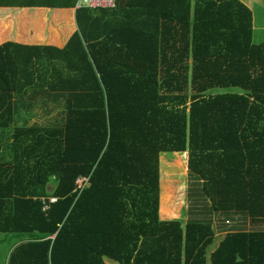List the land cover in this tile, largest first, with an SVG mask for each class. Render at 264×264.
Returning a JSON list of instances; mask_svg holds the SVG:
<instances>
[{"label":"trees","instance_id":"1","mask_svg":"<svg viewBox=\"0 0 264 264\" xmlns=\"http://www.w3.org/2000/svg\"><path fill=\"white\" fill-rule=\"evenodd\" d=\"M78 2L0 0V36L5 9ZM76 20L63 49L0 44V233L29 236L7 264H264V229L211 252L210 223L159 218L160 156L188 152L214 211L264 223V38L250 8L117 0ZM230 87L244 92L208 93ZM33 106L43 121L19 126Z\"/></svg>","mask_w":264,"mask_h":264},{"label":"crops","instance_id":"2","mask_svg":"<svg viewBox=\"0 0 264 264\" xmlns=\"http://www.w3.org/2000/svg\"><path fill=\"white\" fill-rule=\"evenodd\" d=\"M79 1V0H78ZM249 7V6H248ZM253 14V31L255 29V14L254 10L249 7ZM29 9L35 10L33 13ZM77 7L74 8H52L56 14H50V8H23L5 9L9 19L4 18L3 35L0 36V44L3 41L10 40L16 43L29 46H51L58 49H63L75 32L78 31L76 20ZM92 16H103L101 10H93ZM8 25H14V32L8 30ZM41 111L33 106L23 109L18 107L15 120L19 126L24 124L25 119L28 125L42 121ZM184 153H163L160 156V204L159 218L162 221H180L183 226L188 221H197L210 223L215 231V245L211 252L217 248L219 243L228 233L233 232H250L264 229V223L251 221L246 213L243 212H216L214 211L211 202L203 192V184L196 177H191V185L187 186V192H184V209L178 201H173L169 206L163 201L162 183L164 180L162 171V156L178 157ZM168 157V158H169ZM167 158V157H165ZM187 158V157H186ZM189 159V158H188ZM180 164V163H179ZM173 168L175 165L172 163ZM188 163H186V171L188 172ZM167 176V173L164 174ZM169 186L174 189L176 181L168 180ZM180 191V188H179ZM172 201V200H171ZM184 212L183 216L182 213ZM219 240H218V239ZM218 240V241H217ZM106 264H118L110 259H105ZM210 264V263H209Z\"/></svg>","mask_w":264,"mask_h":264},{"label":"rangeland","instance_id":"3","mask_svg":"<svg viewBox=\"0 0 264 264\" xmlns=\"http://www.w3.org/2000/svg\"><path fill=\"white\" fill-rule=\"evenodd\" d=\"M247 6L251 7L254 10V14L256 17L255 20V29L253 31V42L255 44H259L262 42L264 38V0H240ZM31 13L35 10L29 9ZM57 12L51 9L50 14H56ZM8 30L14 32V25H8ZM244 91L238 87H230V88H214L208 91L209 94H224V93H243ZM38 103V102H35ZM41 112V108L37 107ZM55 116L53 113L52 117ZM43 121V120H42ZM1 141L6 142L7 138H0ZM188 154V153H186ZM187 157V158H186ZM184 157V155H180V158L174 156L165 158L162 156V171L163 177L164 174L167 173L166 179L163 180L162 183V197L163 201L167 202L166 206H169L173 201H178L179 204L184 209V192H187L186 187L191 185V175L186 171V163H188L189 154ZM172 163L175 165L173 168ZM180 163V164H179ZM188 168V167H187ZM168 180L176 181L174 183V189L169 186ZM54 182L50 183L48 186V191L51 193L54 189ZM180 188V191H179ZM172 200V201H171ZM184 212L182 213L183 216ZM29 239L27 235L13 234V233H0V264H7L9 256L12 250L18 246L24 240ZM218 239V238H217ZM219 240V239H218ZM217 240V241H218ZM216 243V242H215ZM214 247V246H213Z\"/></svg>","mask_w":264,"mask_h":264},{"label":"built area","instance_id":"4","mask_svg":"<svg viewBox=\"0 0 264 264\" xmlns=\"http://www.w3.org/2000/svg\"><path fill=\"white\" fill-rule=\"evenodd\" d=\"M117 0H79L78 8L89 9H114ZM87 179H79L77 181L78 187L83 188L86 185ZM54 201V200H52Z\"/></svg>","mask_w":264,"mask_h":264}]
</instances>
